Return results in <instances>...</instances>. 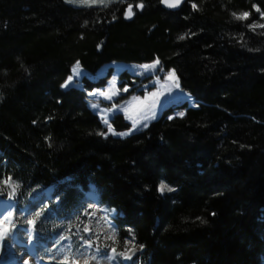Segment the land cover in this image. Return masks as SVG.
Instances as JSON below:
<instances>
[{
    "label": "trees",
    "instance_id": "trees-1",
    "mask_svg": "<svg viewBox=\"0 0 264 264\" xmlns=\"http://www.w3.org/2000/svg\"><path fill=\"white\" fill-rule=\"evenodd\" d=\"M65 1L0 0V195L19 211L55 185L39 220L45 235L44 224L86 220L94 191L116 213L101 244L119 259L137 249L135 264H262L264 27L251 25H264V0H187L175 12L160 0L84 9ZM157 60L197 106H183L181 118L166 110L125 139L105 137L83 91L62 90L75 64L95 73ZM107 80L85 81V91ZM113 128L130 127L117 117ZM162 184L172 194L162 197Z\"/></svg>",
    "mask_w": 264,
    "mask_h": 264
},
{
    "label": "rangeland",
    "instance_id": "rangeland-1",
    "mask_svg": "<svg viewBox=\"0 0 264 264\" xmlns=\"http://www.w3.org/2000/svg\"><path fill=\"white\" fill-rule=\"evenodd\" d=\"M119 1L104 0V3L101 4H105L103 6L108 8L111 4ZM65 2L74 8L84 9L89 6L96 7V5L101 7L99 3H83L81 0H74V2L66 0ZM184 4L186 5L187 1ZM128 7L124 8L126 9L125 13ZM132 12L134 15L131 16V19L137 12L136 6L132 7ZM155 62L144 64L155 65L148 69L139 64L112 63L103 66L94 75L81 69L79 65H75L71 69V80L68 78L62 89L66 90L70 87L82 89L83 80L96 82L110 70L111 76L106 86L87 94V105L106 129L105 137L124 139L145 131L152 123L158 121L164 111L168 109H171L168 118L172 119L184 116L183 106L189 108L197 106L195 101L182 91L175 72H165L160 63ZM122 75H127V77L122 78ZM116 115H121L123 121L129 124L130 128L127 131L116 132L113 129L111 120ZM105 120H107V124ZM109 125L116 134L109 131ZM120 133H127V135H120ZM165 186L163 192L160 190L161 186L158 189L162 197L173 192L167 191L169 187ZM49 191L51 190L35 192L20 213H15V204L12 201L0 198V201H5L7 204L3 213L0 212V235L3 233L2 226H5V230H7L0 238V260L9 261L12 259L13 263L11 264H119V262L114 263L111 256L107 258L101 250L95 248L101 247L100 238L111 237L108 217L114 216L115 213L107 215L104 209L97 207V202L93 197H87V203L83 204L86 221H82L76 227L79 233L84 230L91 241L84 243L82 237L76 236L73 239L74 234L58 229H53L51 232L53 234L51 240L43 241L37 237L35 228L37 218L40 213H43V208L51 198V194L46 196L43 194ZM9 206H12V210H8ZM4 214L8 218L10 217L9 221L5 219ZM82 242L83 244H81ZM31 243L38 251L39 261L33 255L34 250L28 253ZM133 255L128 254L123 262L132 264ZM99 256L101 257L99 258ZM262 264H264V258Z\"/></svg>",
    "mask_w": 264,
    "mask_h": 264
},
{
    "label": "snow or ice",
    "instance_id": "snow-or-ice-1",
    "mask_svg": "<svg viewBox=\"0 0 264 264\" xmlns=\"http://www.w3.org/2000/svg\"><path fill=\"white\" fill-rule=\"evenodd\" d=\"M69 2H74V0H69ZM81 2L83 3H104V0H81ZM163 2L169 6V7H177L179 6V4L182 2V0H163ZM139 8H143V4H139L138 5ZM193 8H196L197 5L193 4L192 5ZM257 11H259V9H257ZM134 15V13L132 12V7L131 5H129L126 13H125V18H131V16ZM234 16H236V19H239V20H243V19H247L248 16H249V13L247 12H244V13H241L240 15H236L235 13H233ZM262 16H264V13H262ZM264 27V25H256V24H252L251 27L252 28H256V27ZM185 37L184 36H181L180 39L183 40ZM155 63H159V61L157 60ZM155 65H142L141 67H144L145 69H148V68H152L154 67ZM75 71V69H74ZM174 76V74H172ZM170 78H172V76H170ZM69 80H71V77H69ZM125 91H127V89H125ZM105 123L107 124V120H105ZM109 131L110 132H113V134H116L112 128H111V125H109ZM100 135H104V133H99ZM120 135H127V133H120ZM166 186L165 185H161L160 187V190L163 192L165 190ZM167 191L171 192V191H174L173 188H167ZM113 252H115V249H113Z\"/></svg>",
    "mask_w": 264,
    "mask_h": 264
},
{
    "label": "bare ground",
    "instance_id": "bare-ground-1",
    "mask_svg": "<svg viewBox=\"0 0 264 264\" xmlns=\"http://www.w3.org/2000/svg\"><path fill=\"white\" fill-rule=\"evenodd\" d=\"M47 193H45V194H43V195H46ZM5 206H6V203H4V202H0V212H1V214L3 213V209L5 208ZM9 209H11L12 210V207L11 206H9V208H8V210ZM9 215H10V213H9ZM4 217H5V219L7 220V221H9V218L7 217V216H5V214H4ZM3 229V233L1 234V235H3L4 233H5V231H7V230H5L6 229V227L4 226H2L1 227V230ZM0 235V238L2 237ZM2 244V243H1ZM34 250V256L36 257V259L39 261V255H38V251L35 249V247H34V244L33 243H31L30 245H29V248H28V253H30L31 251H33ZM27 252V251H26ZM3 257V256H2ZM6 259V258H5ZM12 260V259H11ZM11 260H9V261H2V260H0V264H11V263H13ZM16 262V261H15ZM39 264H41V263H39Z\"/></svg>",
    "mask_w": 264,
    "mask_h": 264
},
{
    "label": "water",
    "instance_id": "water-1",
    "mask_svg": "<svg viewBox=\"0 0 264 264\" xmlns=\"http://www.w3.org/2000/svg\"><path fill=\"white\" fill-rule=\"evenodd\" d=\"M186 1L187 0H182V2L177 7H169L163 2V0H161V8L164 10H167V11H177L182 6V4H184ZM8 187L11 188V180L10 179H8Z\"/></svg>",
    "mask_w": 264,
    "mask_h": 264
},
{
    "label": "flooded vegetation",
    "instance_id": "flooded-vegetation-1",
    "mask_svg": "<svg viewBox=\"0 0 264 264\" xmlns=\"http://www.w3.org/2000/svg\"><path fill=\"white\" fill-rule=\"evenodd\" d=\"M160 1H161V0H160ZM132 7H134V6H132ZM136 8H137V9H141V8L138 7V5H136ZM160 8H161V6H160ZM142 9H143V8H142ZM161 9H162V8H161Z\"/></svg>",
    "mask_w": 264,
    "mask_h": 264
}]
</instances>
